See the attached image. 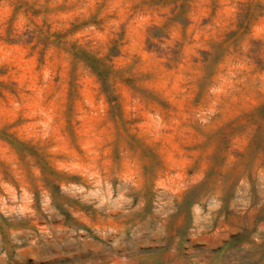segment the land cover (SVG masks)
<instances>
[{"label":"rangeland","instance_id":"1","mask_svg":"<svg viewBox=\"0 0 264 264\" xmlns=\"http://www.w3.org/2000/svg\"><path fill=\"white\" fill-rule=\"evenodd\" d=\"M0 264H264V0H0Z\"/></svg>","mask_w":264,"mask_h":264},{"label":"bare ground","instance_id":"2","mask_svg":"<svg viewBox=\"0 0 264 264\" xmlns=\"http://www.w3.org/2000/svg\"><path fill=\"white\" fill-rule=\"evenodd\" d=\"M68 255V254H67ZM71 255V254H70ZM201 256V255H200Z\"/></svg>","mask_w":264,"mask_h":264}]
</instances>
